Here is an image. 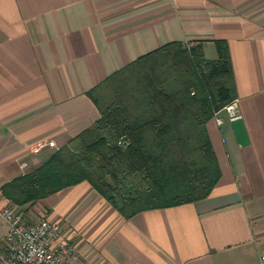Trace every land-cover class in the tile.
Returning a JSON list of instances; mask_svg holds the SVG:
<instances>
[{
  "label": "crops",
  "instance_id": "0c3cea01",
  "mask_svg": "<svg viewBox=\"0 0 264 264\" xmlns=\"http://www.w3.org/2000/svg\"><path fill=\"white\" fill-rule=\"evenodd\" d=\"M218 40L242 118L207 123L222 174L209 197L125 218L88 181L25 206L4 195L95 125L89 92L111 76L172 42L216 60ZM12 205L61 224L79 250L72 264H262L264 0H0V258Z\"/></svg>",
  "mask_w": 264,
  "mask_h": 264
},
{
  "label": "trees",
  "instance_id": "16d2710c",
  "mask_svg": "<svg viewBox=\"0 0 264 264\" xmlns=\"http://www.w3.org/2000/svg\"><path fill=\"white\" fill-rule=\"evenodd\" d=\"M216 44V60L172 42L111 76L136 83L132 103L103 107L89 92L102 117L4 195L25 206L88 181L125 218L209 197L222 174L207 123L237 98L228 44Z\"/></svg>",
  "mask_w": 264,
  "mask_h": 264
},
{
  "label": "built area",
  "instance_id": "2783aa9c",
  "mask_svg": "<svg viewBox=\"0 0 264 264\" xmlns=\"http://www.w3.org/2000/svg\"><path fill=\"white\" fill-rule=\"evenodd\" d=\"M222 111L226 112L231 121L242 118L238 99L215 112L214 117L220 125L224 123ZM47 145L55 146V143L38 144L32 151L38 153ZM1 215L8 224V232L7 253L0 258V264H72L79 257L76 245L64 237L61 224L46 217L28 222L14 205L5 207ZM261 261L264 264V256Z\"/></svg>",
  "mask_w": 264,
  "mask_h": 264
},
{
  "label": "rangeland",
  "instance_id": "374dc122",
  "mask_svg": "<svg viewBox=\"0 0 264 264\" xmlns=\"http://www.w3.org/2000/svg\"><path fill=\"white\" fill-rule=\"evenodd\" d=\"M162 74L169 78L172 76V74L167 71H164ZM128 77L130 76H126V78ZM136 89L137 86L133 80H129L128 83H124L123 80L115 84L108 82L104 87H102L101 91H97L98 93L96 96L100 99L103 107L122 101L129 104L132 103L131 97L135 93Z\"/></svg>",
  "mask_w": 264,
  "mask_h": 264
}]
</instances>
